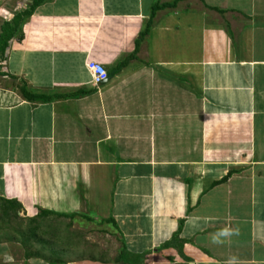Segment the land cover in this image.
Listing matches in <instances>:
<instances>
[{
    "label": "crops",
    "instance_id": "crops-1",
    "mask_svg": "<svg viewBox=\"0 0 264 264\" xmlns=\"http://www.w3.org/2000/svg\"><path fill=\"white\" fill-rule=\"evenodd\" d=\"M0 200L148 264H264V0H43L0 62Z\"/></svg>",
    "mask_w": 264,
    "mask_h": 264
},
{
    "label": "rangeland",
    "instance_id": "rangeland-1",
    "mask_svg": "<svg viewBox=\"0 0 264 264\" xmlns=\"http://www.w3.org/2000/svg\"><path fill=\"white\" fill-rule=\"evenodd\" d=\"M12 5L5 8L7 16ZM16 37L17 33L12 39ZM40 211L17 201L0 200V264H120L121 243L106 220L89 214V219H69L55 214L40 215ZM33 228L38 230L37 237ZM140 257V261L129 255L127 259L148 264L145 256ZM156 259L152 264H188L172 257L165 261Z\"/></svg>",
    "mask_w": 264,
    "mask_h": 264
},
{
    "label": "trees",
    "instance_id": "trees-1",
    "mask_svg": "<svg viewBox=\"0 0 264 264\" xmlns=\"http://www.w3.org/2000/svg\"><path fill=\"white\" fill-rule=\"evenodd\" d=\"M43 0H32L31 5L29 10H25L22 12H19L17 14H15L13 16V18L11 19L10 22L2 25L3 27H1V32H0V62L3 60V54H4V50L5 48L8 46V42L12 39V36L19 32L22 24L25 22V20L31 15L33 9H35L36 7H38ZM147 32V29H146ZM116 73V69L112 71V74ZM23 96L28 99V100H38V101H43L45 102L46 100H49V98H46L44 96H38V95H34L32 93H30L29 91H24L23 92ZM226 180V179H225ZM12 204L17 205L18 204L16 202H12ZM40 215H52L54 213L45 211V210H41L39 212ZM58 217H63V218H73L76 216H81L84 218H88V216L86 215H77V214H71V215H60V214H55ZM107 223L111 222L108 220ZM113 223V222H112ZM33 235H35L37 237L38 235V230L36 228H33L32 230ZM40 234V232H39ZM121 252H120V264H136V261H140L142 260V257H140L139 255H130L127 254L126 250H125V246L124 243L121 241ZM169 244H165V247L168 246ZM131 256V257H136L137 260L136 261H132L130 259H127V256ZM185 262H188L186 260H184Z\"/></svg>",
    "mask_w": 264,
    "mask_h": 264
},
{
    "label": "built area",
    "instance_id": "built-area-1",
    "mask_svg": "<svg viewBox=\"0 0 264 264\" xmlns=\"http://www.w3.org/2000/svg\"><path fill=\"white\" fill-rule=\"evenodd\" d=\"M86 68L91 74V81L93 86L99 87L103 83L107 82L108 73L104 67L94 62H88L86 64Z\"/></svg>",
    "mask_w": 264,
    "mask_h": 264
},
{
    "label": "water",
    "instance_id": "water-1",
    "mask_svg": "<svg viewBox=\"0 0 264 264\" xmlns=\"http://www.w3.org/2000/svg\"><path fill=\"white\" fill-rule=\"evenodd\" d=\"M191 264V263H190Z\"/></svg>",
    "mask_w": 264,
    "mask_h": 264
}]
</instances>
